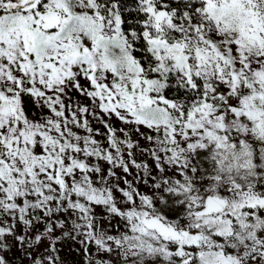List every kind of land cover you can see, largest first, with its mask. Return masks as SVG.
Returning a JSON list of instances; mask_svg holds the SVG:
<instances>
[{
    "label": "snow or ice",
    "instance_id": "snow-or-ice-1",
    "mask_svg": "<svg viewBox=\"0 0 264 264\" xmlns=\"http://www.w3.org/2000/svg\"><path fill=\"white\" fill-rule=\"evenodd\" d=\"M0 264H264V0H0Z\"/></svg>",
    "mask_w": 264,
    "mask_h": 264
}]
</instances>
